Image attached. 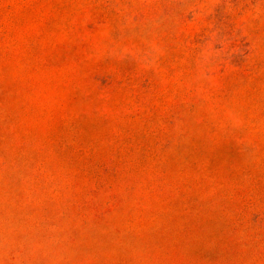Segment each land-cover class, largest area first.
<instances>
[{"label": "rangeland", "instance_id": "rangeland-1", "mask_svg": "<svg viewBox=\"0 0 264 264\" xmlns=\"http://www.w3.org/2000/svg\"><path fill=\"white\" fill-rule=\"evenodd\" d=\"M0 264H264V0H0Z\"/></svg>", "mask_w": 264, "mask_h": 264}]
</instances>
